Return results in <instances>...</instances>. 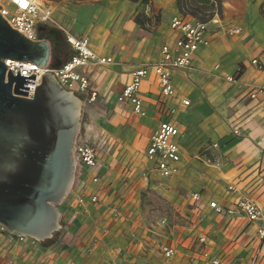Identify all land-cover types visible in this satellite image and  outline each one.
<instances>
[{"label": "crops", "instance_id": "1", "mask_svg": "<svg viewBox=\"0 0 264 264\" xmlns=\"http://www.w3.org/2000/svg\"><path fill=\"white\" fill-rule=\"evenodd\" d=\"M223 1L225 17L209 23L208 45L196 53L194 69L173 72V97L162 95L154 71L142 81L145 116L119 98L133 73L159 63L162 48L172 46L180 32L171 19L142 27L136 17L149 8L127 0L81 8L77 25L82 24L72 37H88L97 57L113 60L78 69L97 92L93 103L80 96V138L96 149L97 165L75 171L58 207L62 228L53 239L39 243L0 226V264H264V93L251 98L264 87V69L252 65L257 60L264 66V0ZM154 3L165 13L177 12L176 0ZM72 57L64 55L66 62ZM49 64L59 63L53 58ZM164 122L180 131L179 172L169 179L147 157L151 137ZM95 196L98 203L91 202ZM157 196L174 208L178 222L168 229L148 221L160 217L149 205ZM242 196L260 206L262 220L252 223L243 215L236 205ZM162 246L174 256L166 258Z\"/></svg>", "mask_w": 264, "mask_h": 264}, {"label": "water", "instance_id": "2", "mask_svg": "<svg viewBox=\"0 0 264 264\" xmlns=\"http://www.w3.org/2000/svg\"><path fill=\"white\" fill-rule=\"evenodd\" d=\"M52 56L49 40H28L0 15V226L39 243L62 228L58 207L74 182L84 102L49 72L34 98H26L24 83L34 85L36 75L14 76L5 62L45 69Z\"/></svg>", "mask_w": 264, "mask_h": 264}, {"label": "built area", "instance_id": "3", "mask_svg": "<svg viewBox=\"0 0 264 264\" xmlns=\"http://www.w3.org/2000/svg\"><path fill=\"white\" fill-rule=\"evenodd\" d=\"M0 7V15L9 26L32 42L43 40L39 34L40 27L53 23L51 10L49 8L45 10L39 9L33 0H0ZM171 27L173 30L180 32V38L172 46L166 45L162 48V59L159 63L154 66H146L134 72L132 83L123 90L119 98L120 101H130L134 105L135 112L142 116H145L146 113L143 110L142 100L139 98V91L142 81L148 77L150 71H154L157 74L162 95L173 97L175 94L172 82L173 72H191L194 69L193 63L196 53L202 47L208 45L209 23L176 17L173 19ZM233 33H239V31L235 30ZM67 39L77 56L59 68L49 64L43 69L44 73L41 77L48 72L52 73L66 90L75 93L79 97L86 96L89 102L93 103L97 98V92L92 90L90 81L80 74L78 69L87 66L90 62L97 65H107L111 64L113 60L97 57L90 49L88 37L77 40L76 44L70 42L69 36ZM87 50L91 52L87 54ZM252 65L256 66L260 71L264 69V66L257 60L252 61ZM6 66L7 72L11 71L14 76H17L18 72H20L21 76L26 77L36 75L34 85L24 83V87L29 88L26 98L33 99L36 87H39L42 83L41 77L39 78L38 76V71L35 69L29 70L23 62L18 61L15 64L12 63L11 66L7 64ZM227 80L236 83L234 77H227ZM260 93H264V87L255 90L251 94V98H256L257 94ZM182 104L188 106L189 102L183 100ZM179 135L180 131L175 125L164 122L159 125L157 131L151 137L147 149V157L154 164L155 171L161 178L169 179L179 172L178 166L181 162V148L177 142ZM73 155L76 161V170L78 168L92 169L97 165L96 149L81 140L80 131L75 139ZM93 183H99V179L94 178ZM229 191L238 193L234 186H230ZM194 199L198 201L199 197L194 196ZM91 202L98 203V198L96 196L93 197ZM236 205L250 222L255 223L262 220V209L249 198L239 197ZM210 206L218 212L222 211L216 203H212ZM229 213L231 214V212ZM261 233L264 234V231H261ZM20 237L23 238L22 236ZM201 241L204 242V239ZM161 252L166 258H172L175 254V251L167 246H162ZM212 264L221 263L214 260Z\"/></svg>", "mask_w": 264, "mask_h": 264}, {"label": "rangeland", "instance_id": "4", "mask_svg": "<svg viewBox=\"0 0 264 264\" xmlns=\"http://www.w3.org/2000/svg\"><path fill=\"white\" fill-rule=\"evenodd\" d=\"M37 3L45 5L49 10L52 12V21L50 25L41 26V28L46 27L50 33L47 35H41L40 37L43 39L46 36H51L54 38V36H57L58 38H62V44L66 50L65 57L69 56H77V53L73 49V47L68 42V36H73L77 33L78 26H80L82 23L80 22L79 25H77L78 17L82 16V12L80 11L83 6H88L90 4L101 2L102 0H35ZM220 5L219 9L220 11L215 12L213 17L208 21V23H211L215 18L223 20L225 17V5L223 0H219ZM148 12H144L143 10L140 11V16L142 21L148 25L149 29L156 28L164 19L170 21H173L176 17H181L185 20H191V19H197L201 21H206L203 19L200 15H196L193 13V15H188L186 12L180 13L177 9V12L175 14L171 13L170 10H168L167 13L164 12L163 9H160L159 6H157L154 1L150 6H148ZM147 8L145 10H147ZM150 10V11H149ZM40 32V30H39ZM61 35V36H59ZM50 39V43L53 45L54 40ZM84 38V37H83ZM82 39V38H81ZM80 40V39H77ZM72 57V58H73ZM54 55L52 56L51 63L53 62ZM71 58V60H72ZM69 62V61H68ZM67 63V62H66ZM93 63V62H90ZM89 63V64H90ZM95 64V63H93ZM104 66V65H99ZM81 74V71H79ZM92 88V87H91ZM158 197V196H157ZM156 198V197H155ZM158 199L160 201H158ZM158 199H154L155 201L153 203H150L149 205L155 206L156 210H160L161 214L160 217L157 218L156 216L153 218V216L150 217V223L154 225V223H163L165 229L169 228L175 223H177L176 214L174 213V208L170 204H165L162 202V199L158 197ZM155 213V212H153ZM168 216V219L165 220L162 218V216ZM158 225V224H157ZM3 228V227H1ZM4 229V228H3ZM5 230V229H4ZM6 231V230H5ZM7 232V231H6Z\"/></svg>", "mask_w": 264, "mask_h": 264}, {"label": "trees", "instance_id": "5", "mask_svg": "<svg viewBox=\"0 0 264 264\" xmlns=\"http://www.w3.org/2000/svg\"><path fill=\"white\" fill-rule=\"evenodd\" d=\"M127 1H131L146 9L148 6L152 4L154 0H127ZM219 5H220L219 0H176V6L180 13L186 12V14L188 15H193V14L200 15L203 19L206 20V21H202L205 23H208V21L213 17L215 12H217V9L218 11H220ZM260 14L264 18V2L260 7ZM136 22L142 27L147 26L146 23L142 21L140 14L136 17ZM65 52L66 51L63 50L59 51V49L53 50L54 58L57 60V63H59L60 65L65 64L67 61L64 59Z\"/></svg>", "mask_w": 264, "mask_h": 264}, {"label": "bare ground", "instance_id": "6", "mask_svg": "<svg viewBox=\"0 0 264 264\" xmlns=\"http://www.w3.org/2000/svg\"><path fill=\"white\" fill-rule=\"evenodd\" d=\"M34 4L41 10H45L47 7L43 4H40V3H37L35 0H33ZM61 36V35H59ZM70 38V42L73 43V44H76L77 43V39H75L74 37L72 36H69ZM89 52H91L90 50H87L86 53L89 54ZM17 61H13V60H7L6 61V64L8 66H11L12 63H16ZM23 64H25L27 66V69L29 70H32V69H35L38 71V76L39 78L41 77V75L44 73L43 69L39 68L38 66H36L35 64H32V63H28V62H23Z\"/></svg>", "mask_w": 264, "mask_h": 264}, {"label": "flooded vegetation", "instance_id": "7", "mask_svg": "<svg viewBox=\"0 0 264 264\" xmlns=\"http://www.w3.org/2000/svg\"><path fill=\"white\" fill-rule=\"evenodd\" d=\"M48 33H50V32L48 31V29L46 27L41 28V30L39 32V34H41L42 36L47 35ZM51 38L52 37L48 35V36L44 37L43 39L50 40ZM52 39L54 40L52 46L55 45V47H57V48H60L61 46H63V44H62L63 39L62 38H58L57 36H54V38H52Z\"/></svg>", "mask_w": 264, "mask_h": 264}]
</instances>
